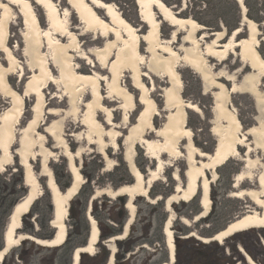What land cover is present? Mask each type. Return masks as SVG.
Listing matches in <instances>:
<instances>
[{"label": "bare ground", "instance_id": "6f19581e", "mask_svg": "<svg viewBox=\"0 0 264 264\" xmlns=\"http://www.w3.org/2000/svg\"><path fill=\"white\" fill-rule=\"evenodd\" d=\"M66 1L68 5L60 7L58 0H0V53L3 54V57L0 56V93L8 96L10 105L7 109H17L18 117L23 109L24 98L29 95L35 98L31 104L32 115L18 131L20 138H18V146L14 149L25 171V183L30 189L26 196L17 202L8 218L4 233V247L0 249V261L6 256L5 254L26 238L48 246H57L65 242L68 232L65 219L68 214L69 201L84 182L79 171L80 166L74 167L72 163L74 158L80 157L82 148L78 147L76 151L70 150L67 142L59 138L52 125L45 124V132L55 140L61 141L60 145L64 147V154L71 161L69 170L72 181L65 190L60 188L51 169L47 168L46 163L51 155L44 154L43 142H34V144L28 142L29 135L37 133L43 122V104L48 106L45 103L46 88L51 83L64 87L70 112L76 101L82 104L79 123L85 126V137L88 142L97 144L100 153L105 156L108 146L116 147L118 139L123 137L124 159L135 177L132 183L121 185L117 190V193L130 196L125 204L129 218L123 232L110 236L111 255L109 261L103 264H114V254L117 250L114 242L126 236L134 221L136 208L133 198L135 195L148 194L151 182L157 179L154 175L155 170L160 169L164 163L163 154L173 157L184 154L187 162L184 169V184H177L172 195L167 198L166 210L170 211L173 203L178 202V198L190 200L199 192V203L202 210L195 216L199 218L205 216L211 207L209 191L210 184L216 177V168L233 156L239 157V147L245 146L247 149L242 158L245 161L243 170L234 176V187L240 186L245 177L251 176L250 172L247 173L244 169L254 168V165L248 161V154L254 146L264 150V120H259L244 130L237 116V110L231 104L230 95L231 92L245 91L252 94L258 104L264 102L260 94L262 85L260 78L264 76V54L258 50L259 42L261 39L264 40V32L260 30L256 20L248 15L243 17L247 31L243 35H241L243 31L240 26H237L231 33H226L223 28L205 33V25L192 16L182 15L185 7L184 1L182 7L176 9L174 4L171 5L165 0H134L139 7L138 15L143 22L142 26L135 25L124 16L120 7L111 0ZM238 1L245 14L244 0ZM35 3L43 9L45 26L39 19ZM72 10L79 18L81 32H76L71 28L69 17ZM17 15L21 18L23 25L20 33L23 40L24 63L33 70L31 74H27L21 92L7 79V75L17 73L21 77L24 73V66L15 52V46L8 43L9 31ZM163 22L171 25L170 36L161 34ZM262 25L264 26V22ZM85 32H91L94 43L101 40L100 45L94 44L90 48H83L80 34ZM177 41L180 42L179 45H175ZM203 41L206 43L205 46H203ZM43 44L44 48H42ZM235 52L244 63L243 68L251 67V70L240 79V82L232 81L227 87L221 78L226 77L230 81L233 77L221 71L214 73L207 70V57H214L218 62H223ZM76 58L86 60L91 71H85L82 64L75 60ZM180 64L188 65L198 73L202 79L204 92H210L213 97L211 131L216 138V143L212 152L200 150L195 145L192 130L186 123L185 108L189 107L199 112L201 107L194 102H186L181 97L183 82L178 71ZM95 66L107 69V73L95 70ZM126 72H129L130 86L139 90L137 97L124 79ZM155 75L167 77L168 80V85L162 90L163 109L167 113L164 115V123L158 127L154 126L152 120L159 113L157 102L151 94L155 85L153 78ZM103 81L105 82L104 91ZM82 92H85L86 97L81 100ZM136 98L141 107L134 120L129 121L135 110ZM114 101L118 102L116 108L123 112L119 122L113 119L115 107H111L110 103ZM7 109L0 114V168L12 163L13 153L10 148L13 144L14 133H16L15 129L13 133V127L18 121V118L12 120L8 117ZM46 112L50 115L58 114L57 108L53 106H50ZM121 129H125L126 132H121ZM152 132L157 137L159 136V139L148 137V134ZM80 138L77 136V139ZM182 139H186V144L183 146L180 145ZM137 143L143 146L147 156L158 162V166L149 171V178H146L141 168H137L134 164ZM33 147L38 149L36 153L41 156L42 171L48 176L47 185L52 192L51 200L54 203L55 212L54 218L50 221L51 225L57 229L53 238H41L29 233H15L21 226L20 218L39 196L34 190L38 178L29 161L34 157ZM182 147L186 150L185 153L182 152ZM209 172H211V178ZM174 177H178L177 172L174 173ZM257 179L260 191L251 195V198L261 209H248L247 212L228 221L226 228L223 227L214 236L197 235L202 241L222 242L237 231L247 230L250 227H264V169L257 175ZM246 192L249 191L241 188L231 195L241 196ZM148 200L153 201L149 198ZM88 219L91 230L89 242L75 250L74 264H79L81 252L86 251L92 254L97 252L96 245L100 241L101 229L98 221L91 214ZM173 219L174 215L170 214L164 225L170 259L164 261L163 264H172L175 261ZM190 234L194 235L193 232ZM244 254H246L248 263L257 264L250 254L246 252Z\"/></svg>", "mask_w": 264, "mask_h": 264}, {"label": "rangeland", "instance_id": "374dc122", "mask_svg": "<svg viewBox=\"0 0 264 264\" xmlns=\"http://www.w3.org/2000/svg\"><path fill=\"white\" fill-rule=\"evenodd\" d=\"M109 1V0H107ZM114 1L121 9L124 16L135 25L142 26L140 16L138 15L137 5L134 0H111ZM171 5H175L176 9H180L185 2L182 15L192 16L197 21L205 25V33L216 31V29L223 28L226 33H231L233 28L230 26H240L243 33L246 34V26L243 20L244 16H250L258 22L260 30L264 32V0H244L245 14H243L242 7L238 0H165ZM60 7L68 5L66 0H58ZM36 9H38L39 19L43 26L46 25L43 9L35 3ZM71 28L76 32H81L80 21L77 18L75 12L72 10L70 14ZM21 18L17 15L15 23L10 28V45H14L16 48V54L21 59L24 66V73L21 77L17 73L7 75V79L16 87L18 91L23 90V83L27 74L33 72L25 63V56L23 55V40L21 36L22 22ZM171 25L163 22L161 28V34L170 36ZM183 35L182 33H180ZM182 37V36H181ZM83 48H90L91 45L97 44L92 40L91 32L80 34ZM179 40V39H178ZM179 41L175 42V45H179ZM203 46L206 45L203 41ZM44 48V44L42 46ZM141 49V48H140ZM258 50L264 54V40L261 39L259 42ZM143 51V48H142ZM3 57V54L0 53ZM208 58V66L206 69L211 72L221 71L226 75H231L232 80L228 81L226 77L221 78L229 87L231 82H240V79L251 70V67L243 68L242 61L238 54L231 53L226 61L218 62L214 57ZM79 64H82L85 71H91V67L86 60L82 58L75 59ZM214 66V68H212ZM101 73H107V69H100L98 66L94 67ZM54 71V70H53ZM178 71L180 73L183 89L181 97L186 102H194L201 111L197 112L192 108H185L186 119L188 127L192 130V139L195 145L206 152H212L216 143V138L211 131L212 125V111L210 106V92H204V86L202 79L198 73H196L188 65L180 64ZM56 72V70H55ZM57 74V72H56ZM155 80L154 89L152 91V97L157 102V108L159 113L153 117V124L158 127L164 123V115L167 113L163 109L162 90L168 85L167 77L153 76ZM124 79L129 83V87L134 91L136 97L139 90L130 86L129 72H126ZM148 82V78H146ZM104 81L102 84L103 91L105 89ZM260 83V94L264 98V76H261ZM64 87L62 85L49 84L46 88L45 103L43 104V122L37 133H31L28 137V142L34 144V142H43L42 149L50 157L46 163L47 168L51 169L54 178L57 183V167L60 172L65 169L69 170V164L71 163L70 158L64 154V147H62L61 141L55 140L44 130V125H52L57 135L61 140L67 142L70 150L76 151L78 147L82 148L80 157L74 158V167H79L81 177L86 182L87 177L82 173V167L87 170L89 174H92L95 178L89 182V189L79 197H74L73 205V216L68 214L66 217V226L68 228L75 229L76 224H79L81 232L74 238L78 239L87 238L89 233L90 220L88 219L89 214L98 221L100 229H103L104 233H107L112 228H121L118 234L124 231V226L128 220V210L125 207L124 202L118 200L119 196L123 197L126 201L129 200L130 196L125 193H117L118 188L121 185H128L135 180L134 175L130 172L129 165L124 159V143L123 137L118 139L116 147L108 146L107 153L104 156L100 153L97 144H91L85 137L86 129L85 126L79 123L81 118L82 104L76 101L75 106L69 111L70 107L67 102V96L64 93ZM57 94V96H55ZM78 95L77 93H75ZM210 95V96H209ZM231 104L237 110V116H239L244 130L253 124H256L259 120H264V102L258 104L252 94L245 91L231 92ZM85 92H82L80 98H85ZM212 97V96H211ZM34 96L29 95L24 98L23 109L18 117L19 111L15 108H9L10 100L8 96H4L0 93V114L6 109V114L12 120L18 118L17 124L13 127L16 133H14V140L11 146L13 153L12 163L7 164L4 168H0V245L4 242V231L10 215V204L13 201L15 193L13 190V174L18 168L19 157L15 154L14 149L18 146V138L20 134L18 131L22 128L27 120L31 117V104L34 102ZM137 100V98H136ZM213 100V97H212ZM117 101L110 103L111 107H115L113 119L115 122H119L122 116V111L116 106ZM50 106L57 108L58 114H49L46 111ZM141 107L140 103L136 102L135 110L131 114L129 121H133L136 114ZM190 115V116H189ZM103 117V114H102ZM193 123L192 127L189 123V118ZM12 131V130H11ZM121 132H126L125 129H121ZM11 133V132H10ZM80 136V139H77ZM148 137L159 139L154 132L148 134ZM252 139V138H251ZM186 144V139L180 141V145ZM239 157L233 156L226 162L216 168V177L210 184V197L211 207L207 214L203 217L196 218V214L191 213V209L195 206H200L199 196L200 193L196 194V200L193 204H189L186 201L180 200L174 202L171 210L167 211L165 202L167 198L172 195L177 184H184L185 172L184 169L187 166L184 154L173 157L168 154H163L162 167L155 170L157 179L151 182V185L146 195H135L133 203L135 206L134 221L130 225V229L125 237L115 240V248L117 249L114 254V264H163L164 261H168L169 248L166 244V236L164 234V225L167 219L171 215H174L172 222V230L174 236V247H175V261L172 264H250L247 261L246 254L251 255L257 264H264V227H258L257 230H249L248 233L237 231L236 234L228 236L222 242L218 240H212L209 242L202 241L197 235L201 236H212L216 231L226 226L228 221L236 218V216L247 212L248 209L260 210L261 207L252 200L251 195H255L260 191V185L258 183L257 175H259L264 169V150L254 146V149L248 154L250 164L254 165L252 170L244 169L245 172L251 174L250 177H245V180L240 186L234 187V176L237 172L243 170L245 161L242 160L244 152L246 151L245 146H241ZM183 153L184 147H182ZM34 157L30 158L29 161L32 164L33 172L38 178V183L35 185V189L38 192V205L33 212L22 216V223L20 228L17 229L18 233H27L26 228L32 227L35 236L44 238L43 236L49 233V227L42 225V222L50 224V219L54 217V203L52 199V192L49 189L47 182L48 176L43 174L41 165V156L36 153L37 148L33 147ZM135 166L140 167L142 174L149 178V171L152 168L158 166V162L150 156L146 155L144 148L140 144L135 145ZM1 156V151H0ZM120 158L127 164L128 170L125 169V165L120 163ZM86 161L87 164L84 165ZM103 165L102 167H100ZM117 165L120 167L116 169ZM236 169H239L238 171ZM70 172V170H69ZM177 172L178 177H174V173ZM211 178V172H209ZM25 177V171H24ZM66 178L62 177V183H65ZM59 185V183H58ZM60 186V185H59ZM30 189V187H28ZM61 188V187H60ZM243 189L248 190L251 193H242L241 196L231 195L236 190ZM65 190V189H63ZM91 191V192H90ZM162 191L169 194L165 196ZM26 196V195H25ZM24 197V196H23ZM23 197L19 198L22 199ZM72 197V198H73ZM36 198V199H37ZM153 199V201H149ZM18 200V201H19ZM72 200V199H71ZM69 201V206L71 205ZM12 209V208H11ZM164 213L167 217L164 219ZM190 213V216L188 215ZM101 218V221L97 219L96 215ZM24 218V219H23ZM117 219V220H116ZM121 220L123 223H121ZM102 225V227H101ZM188 226V231H183V226ZM51 227H53L51 225ZM263 228V230L261 229ZM101 229V232H102ZM100 232V233H101ZM193 232L194 235L190 233ZM238 232L243 234H238ZM117 235V234H115ZM112 236V235H110ZM258 237V240H255ZM53 238V237H52ZM109 235L104 234L99 236V242L96 245V254L108 252V256L111 254L109 249ZM74 240V241H75ZM2 246V245H1ZM81 246V245H79ZM78 246V247H79ZM210 250L211 255L217 262L209 263L205 262L200 256H195L196 250ZM70 254V253H69ZM8 260H12L15 264H70L72 259L68 256V253L63 248L57 246H48L35 243L34 240L26 238L21 240L18 246L11 249L5 254ZM83 264H91L92 253L83 251ZM4 257V258H5ZM108 258V257H107ZM106 258V260H107ZM69 259V260H68ZM215 261V260H214ZM1 262V261H0ZM107 262V261H106Z\"/></svg>", "mask_w": 264, "mask_h": 264}, {"label": "trees", "instance_id": "16d2710c", "mask_svg": "<svg viewBox=\"0 0 264 264\" xmlns=\"http://www.w3.org/2000/svg\"><path fill=\"white\" fill-rule=\"evenodd\" d=\"M230 28H236L234 26H230ZM210 96V95H209ZM212 105V97L210 96V106ZM190 116V115H189ZM189 118V117H188ZM189 123L192 127H194L193 123L191 122L190 118H189ZM120 163H123L125 166V169L128 170L127 168V164L124 163V160L122 158H120ZM87 164L86 161L84 162V165ZM103 165H101L100 167H102ZM120 166L117 165L116 169L119 168ZM141 167V166H140ZM237 171L239 169H236ZM57 180H58V183L61 187V189H65L66 187H68L70 184H71V181H72V177H71V173L69 172L68 169H65L64 171H61L59 170V167H57ZM82 173L87 177V180L85 183H83L79 188V191L76 193V195L74 197H79L81 196L82 194H84L86 192L87 189H89V182L91 180H93L95 177L92 176V174H89L87 172L86 169H84V167H82ZM13 174V182H12V186H13V190L14 193H15V196L13 197V201L11 202L10 204V208L9 210H11V208L13 207V205L15 203L18 202L19 198L25 196L27 193H28V186L26 185L25 183V177H24V169L23 167H21V164L18 165V168L16 169L15 172H12ZM62 177H65L66 178V181L65 183H62ZM91 192V191H90ZM162 194H164L165 196H168L169 194L165 193L164 191H162ZM71 198V205L69 206V209H70V214L71 216H73V205H74V201L75 199ZM196 194L193 196L192 199L186 201L187 203L189 204H193V201L196 200ZM118 200H121V202H124V204H126V200L123 199V197H120L118 198ZM38 201H39V198L35 199L29 210L26 211L27 214H30L31 212L34 211V209L37 207L38 205ZM202 210V208L200 206H195L194 209H191V213H199L200 211ZM11 212V211H10ZM96 215V214H95ZM190 216V213L188 214ZM97 219L99 220V222L101 221V218H99L97 215H96ZM167 215L166 213H164V219H166ZM24 219V218H23ZM51 220V219H50ZM49 220V221H50ZM117 220V219H116ZM51 222V221H50ZM121 223H123V221L121 220ZM42 225L45 226V227H49V233H47L46 235H44L43 237L44 238H52L54 236V232H55V227H51V223L48 224L47 222H42ZM102 227V225H101ZM102 229V228H101ZM121 229V228H120ZM119 228H112L110 231H108L107 233H104L103 232V229H102V232L100 233L101 235H104V234H108L109 237L110 235H115V234H118V232L120 231ZM188 226L184 225L183 226V231H188ZM263 230V228H261ZM249 230H257L256 227H250L248 228L247 230H242L241 232H243L244 234L245 233H248ZM67 236H66V239L64 240L65 242L61 243V244H58V248H63L65 249V251L68 253V256H71L70 258L72 259V251L78 247L79 245H85L87 243V238H80L78 239L77 241L74 239L80 232L81 230L79 229V224H76V228L75 229H72V228H68L67 229ZM26 232L27 233H31V234H36V232H34L33 228L32 227H27L26 228ZM243 233H240L238 232V234H243ZM236 234V233H235ZM259 238L258 237H255V240H258ZM75 240V241H74ZM2 245V244H1ZM0 245V248L3 246ZM70 253V254H69ZM195 256H200L202 259H204L205 262H209V263H214V262H217V259H214V256L211 255V252L210 250L206 249V250H203V249H198L196 250V253H195ZM91 259H92V263L91 264H103V263H106V258L108 257V252L105 251L103 253H98V254H93L92 256H90ZM223 258L219 259L222 261ZM69 260V259H68ZM215 260V261H214ZM218 260V261H219ZM71 262V261H69ZM68 264V263H67ZM71 264V263H70ZM79 264H83V256L81 255L80 259H79ZM115 264H118V263H115Z\"/></svg>", "mask_w": 264, "mask_h": 264}, {"label": "water", "instance_id": "95a60500", "mask_svg": "<svg viewBox=\"0 0 264 264\" xmlns=\"http://www.w3.org/2000/svg\"><path fill=\"white\" fill-rule=\"evenodd\" d=\"M137 11H138V14H139V7H137ZM235 29H236V28H235ZM233 30H234V29H232V32H233ZM77 192H78V191H77ZM199 202H200V199H199ZM16 204H17V203H15V204L13 205V207H12V209H11V212H10V215H11V213L14 211V209H15V207H16ZM68 207H69V205H68ZM29 208H30V207H29ZM68 209H69V208H68ZM28 210H29V209H28ZM10 215H9V216H10ZM242 216H243V215H242ZM242 216H240V218H241ZM20 220H21V223H22V218H20ZM228 224H229V223H228ZM228 224H227V225H228ZM227 225H226V226H227ZM225 228H226V227H225ZM164 230H165V226H164ZM220 230H221V229H220ZM56 231H57V229H55L54 235H55ZM90 231H91V230H90V226H89V233H88V235H87V239H86V240H87V243H86V244H88V242H89ZM218 231H219V230H218ZM218 231H216V232H218ZM216 232H215L212 236L216 235ZM4 233H5V231H4ZM15 233L18 234V231L16 230ZM29 234H31V233H29ZM32 235H33V234H32ZM4 243H5V242H3V244H2L3 246H2L0 249H2V248L4 247ZM86 244H85V245H86ZM81 246H82V245H81ZM77 248H78V247H76V248L72 251L73 253H72V261H71V264H74V262H73V258H74V256H75V250H76ZM110 255H111V254H110ZM110 255H109V257H110ZM80 256H81V253H80ZM109 257H108L107 260H106L107 262L109 261V260H108ZM107 262H106V263H107Z\"/></svg>", "mask_w": 264, "mask_h": 264}, {"label": "flooded vegetation", "instance_id": "af4514ba", "mask_svg": "<svg viewBox=\"0 0 264 264\" xmlns=\"http://www.w3.org/2000/svg\"><path fill=\"white\" fill-rule=\"evenodd\" d=\"M0 264H15L14 262H12V260H8L6 257L3 258L0 262Z\"/></svg>", "mask_w": 264, "mask_h": 264}]
</instances>
